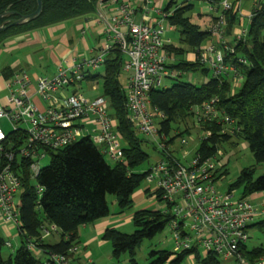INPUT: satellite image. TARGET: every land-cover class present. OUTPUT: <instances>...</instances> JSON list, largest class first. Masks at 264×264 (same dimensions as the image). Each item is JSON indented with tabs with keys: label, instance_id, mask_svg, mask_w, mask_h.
Here are the masks:
<instances>
[{
	"label": "built area",
	"instance_id": "2783aa9c",
	"mask_svg": "<svg viewBox=\"0 0 264 264\" xmlns=\"http://www.w3.org/2000/svg\"><path fill=\"white\" fill-rule=\"evenodd\" d=\"M231 7L228 0L210 6V11L218 12L217 21L209 28L217 41L200 45L188 61H198L213 77L230 76L232 85L237 86L242 77L224 60L226 51L231 53L233 48L223 39L221 10ZM169 14L157 0H98L90 20L99 28L98 45L85 47L79 58L65 55L51 76L17 71L8 78L6 94L0 99V121L11 127L4 131L0 126L1 223L18 232L24 179L32 185L37 203L43 187L36 178L49 152L88 138L103 156L114 163L123 161V141L109 114L108 100L104 96L87 98L77 89L86 75L105 66L109 51L117 48L123 55L121 69L129 72L122 85L127 119L138 134L152 138L159 149V157L147 169L144 180L154 185L152 190L146 188L151 198L164 206L155 210L171 215L167 225L173 233V251L201 248L216 255L220 264H264V253L250 262L241 251L248 240V226L264 216V208L259 206L264 201L254 203L251 195L234 198L232 192L215 188V174L222 168L217 158L222 155L220 149L208 157L195 150L188 161L178 159L169 150L168 135L159 125L164 114L150 107L149 92L178 74L167 66L169 56L164 49L170 44L164 30ZM81 33L85 34L84 28ZM245 34L240 21L233 30L234 41ZM237 61L245 63L242 58ZM190 118L196 128L215 122L221 127L219 133H233L232 121L217 108L216 98L192 106ZM202 133L198 141L209 137L211 130L205 128ZM186 142L179 140L181 146ZM186 155L184 152L182 158ZM58 233L55 224L43 223L39 238ZM4 244L12 247L10 240ZM26 249L35 256L41 252L32 241ZM77 251V245L69 249ZM47 257L48 264H68L62 254Z\"/></svg>",
	"mask_w": 264,
	"mask_h": 264
},
{
	"label": "trees",
	"instance_id": "16d2710c",
	"mask_svg": "<svg viewBox=\"0 0 264 264\" xmlns=\"http://www.w3.org/2000/svg\"><path fill=\"white\" fill-rule=\"evenodd\" d=\"M98 0H41L38 16L24 23L10 25L0 31V45L8 37L34 29L56 25L72 18L92 16ZM197 1L218 6L222 0H168L164 11L170 12L166 23L177 33V43L164 47L166 53L175 56L167 66L177 71L176 81L169 87H160L149 92L150 107L161 111L164 118L159 122L161 131L168 135L175 124L178 132L169 137L172 142L177 136L189 133L183 124L191 116L192 106L210 98L217 99V108L229 116L232 134L219 133V125L212 123L202 126L211 130V135L199 141L196 152L202 157L216 153L219 147L231 138L247 144L256 163L264 162V0H255L250 9L249 22L243 39L235 42L233 30L239 25L238 6L232 4L228 10H221L224 19L223 36L233 50L226 51L225 62L234 66L242 80L232 85L231 77H213L209 70L198 61H188L185 54L196 53L200 45L211 40L210 26L217 16H210L208 25L195 23L190 19ZM238 2V1H237ZM231 3V2H230ZM36 8V0H0V25H7L20 16L30 14ZM242 58L245 63H240ZM123 55L117 48L109 51L103 72L90 73L86 80L101 78L102 96L108 100L109 114L114 119L117 133L123 141V161L109 165L95 144L82 138L63 148L48 153L49 160L36 178L43 191L36 203L37 195L27 178L24 179L20 194V221L18 228L19 245L12 254L3 257L1 248L4 238L0 235V264H41L39 259L26 249L28 241L36 243L41 253L62 254L68 259L73 254L69 249L77 245L78 229L81 225L91 224L110 213L106 196H116L118 212L132 204L131 195L142 183L147 170L136 171V167L148 159L143 149V138L127 119L125 98L119 76L122 71ZM199 70L208 75L200 84L181 80L182 73ZM4 77H10L13 70L2 69ZM182 124V129L178 124ZM236 142V141H234ZM220 169L215 178L226 174ZM240 188V196L248 197L264 191V174L253 177V167L243 168L239 175L228 185L227 191ZM147 191V189H145ZM134 230L123 233L115 227L106 228L100 238L111 244L114 260L127 253L131 264H136L135 249L145 238H152L168 224L171 215L159 210L141 209L132 213ZM53 223L58 229V240L46 243L40 239V226ZM264 231V216L251 223ZM242 255L250 262L264 253V247L248 249L241 246ZM148 264H181L192 257L198 264H220L218 257L210 252L200 254L196 249L180 252L158 250L149 253ZM48 260V257H47ZM94 264V263H90Z\"/></svg>",
	"mask_w": 264,
	"mask_h": 264
},
{
	"label": "rangeland",
	"instance_id": "374dc122",
	"mask_svg": "<svg viewBox=\"0 0 264 264\" xmlns=\"http://www.w3.org/2000/svg\"><path fill=\"white\" fill-rule=\"evenodd\" d=\"M167 2L168 0H163L162 2L163 7H165ZM252 2L253 0H239L237 15L241 21V25L243 28L247 27L249 19H248V15L241 14V10L250 11ZM210 6L212 5H210L207 2H201V1L195 2L193 11L190 13V19L195 23L200 22L199 24H201L202 17L210 18V16L213 15V13H218L216 11L207 12L206 9ZM69 21L70 23L74 22V18L67 20L66 22L68 23ZM201 25L203 26L205 24L202 23ZM168 28L169 26L165 22L164 23L165 34L170 36L173 44L178 45L176 31L174 29L169 30ZM56 38L57 37L55 36L54 39ZM54 39H52V42ZM214 39H217V38L214 37ZM223 39L225 38L223 37ZM62 47L57 50V53L62 52L63 50ZM49 54H50V50L46 51V50L40 49L39 51L35 52L31 50L30 48L21 49L20 51L13 53V54H8L0 50V70L3 67L9 66L10 61H13L14 59L17 58L20 61V67L27 70L28 72L35 71L40 75L49 76V71L51 70L53 66L52 61L49 58ZM55 56H57L56 53H55ZM171 56L173 57V55ZM171 56L166 59L167 64L171 63V60H170ZM98 72L99 74H101L103 72V68L100 69ZM128 74L129 72L127 71H123V70L121 71L120 76H119V81L122 85L125 84L126 77ZM179 78L181 80H185L190 83L200 84L201 82H204L207 80L208 75L205 76L199 70H197L193 72L182 73ZM175 81H176L175 78H166L163 80L162 86L169 87ZM77 89L87 98L102 96L101 78L98 77L97 80H93V81L84 80L80 83L79 88ZM155 122H158V120L156 119ZM185 122L186 123H184L183 125L186 126L190 132L183 133L182 135L177 136L171 143L170 142L168 143L169 150L172 151V153L175 154L176 157L183 162L188 161L193 156L199 144L197 137L203 134L202 132H200L199 128H196L193 125L191 118H187ZM178 125H179L178 127L182 129V124L180 123ZM0 126L2 127L4 131H8L11 128L10 125L6 123L5 121H0ZM175 128H176V125L173 124L172 129L170 130L167 136L168 138L173 136L176 132H178L177 129ZM138 137L143 138L146 141L143 143V149L146 153H148L147 161L139 165L135 169L138 172H142L144 170H147L150 167V165L153 164L155 160L159 157V154H158L159 149L157 148V145L152 138L146 137L142 134H138ZM180 138L186 139L187 142L185 145L183 146L180 145L179 143ZM219 149L222 155L218 156L217 158L222 165L221 169L226 170V174L219 176L214 182V186L219 192H226L228 190V185L233 180H235V178L239 175L240 171L243 168L253 167V177H257L259 175L264 174V162H260V163L255 162L250 150L247 147L246 142L231 138L225 143H223L219 147ZM184 152H186L187 155L184 158H182V155L184 154ZM48 160H49V157L47 156L41 161V164L42 165L47 164ZM104 160L106 161L107 164L114 165V162L110 160L107 156H104ZM145 187H149V189L152 190L154 185L149 184L145 180H143L142 183L135 190V191L137 190L144 191V194L141 197V199L137 202L132 203L129 207H126L121 212H118V209H117V213L115 215L116 217H118L117 221L120 223V225L118 226L119 231L123 233H131L134 230L131 219L128 222L124 221V217H127V216L131 217L133 212L137 210H141V209L155 210V209L164 208L162 203H159L157 200L151 198V195H150L151 191L150 192L149 190L145 191L144 190ZM227 192H232L234 198L240 196V188H237L232 191H227ZM263 198H264V191L257 192V195L255 196V198L254 196L251 195L252 202L254 203L260 204L259 202H262L261 200ZM106 199H107V202L110 208L112 207L117 208V200H116L115 195L108 194L106 196ZM259 206L264 208V203ZM260 218H257L255 221L259 220ZM0 235L4 238V240H10L12 244V247H7L5 244L2 246L1 253H2V256L5 258L9 254H12L14 250L16 249V247L19 245V235L15 229H10L9 235L6 236L5 232L3 231L1 227H0ZM55 239L56 237L54 235L47 238V240L49 241H53ZM106 243H107L106 247L109 248V251H110L109 253H111V244L109 242H106ZM245 245L247 246L248 249L257 247V246L264 247V231L258 229L257 226L249 227L248 228V240L245 243ZM94 250L96 251L97 249H94ZM158 250L173 251V233L169 225H166L161 232H158L152 238H145L144 240L141 241V243L135 249L134 258H135L136 264H148V262L151 259V257L149 256V253L151 251H158ZM80 251L83 255L82 248L80 249ZM198 251L201 255L204 254L203 249L200 248L198 249ZM95 253L101 256L105 255V253L102 250L96 251ZM36 257L39 259L41 264H47L46 256L36 255ZM111 259L112 260L110 262L112 264H131V262L129 261V256L126 252L122 253L118 257V260H114L113 258ZM101 264H108V263L106 260H103ZM181 264H198V263H196L192 257H188Z\"/></svg>",
	"mask_w": 264,
	"mask_h": 264
},
{
	"label": "crops",
	"instance_id": "0c3cea01",
	"mask_svg": "<svg viewBox=\"0 0 264 264\" xmlns=\"http://www.w3.org/2000/svg\"><path fill=\"white\" fill-rule=\"evenodd\" d=\"M159 1L162 5L163 0H157V2ZM228 1L231 2V4L233 5H235V1L236 4H239V0H228ZM254 2L255 0H253L252 5ZM209 8L210 7L206 9L207 12H212V10L210 11ZM249 13L250 11L241 10V14L248 15ZM213 14L215 16L218 15V13H213ZM137 17L138 15L136 16V18ZM209 19L210 18L202 17L201 20L202 23L208 25ZM90 20H91L90 15L81 16L74 18V22L71 23L70 21L68 23L64 21L56 25H50V26L34 29L28 32H22L20 34L12 35L6 38L1 43L0 50L8 54L16 53L24 48H30L35 52L39 51L40 49L46 51L50 50L49 58L52 61V65H53L51 70L49 71V76H51L55 73L57 65L61 62L62 57H64L65 55L79 58V56H81V54L83 53L85 47L98 45L99 28L97 25H94L92 22H90ZM83 28L85 29L84 35H82L81 33V30ZM168 29L173 30V28L170 26ZM55 36L57 37L56 39H54ZM165 37L169 39L170 44H173L170 36L165 34ZM214 37L215 36H211V39L213 40L210 41L214 42L216 40L214 39ZM52 39H54L53 42ZM61 47L63 49L62 52L57 53V50L60 49ZM55 53L57 54V56H55ZM170 56L171 55H169V57ZM192 57H193L192 52H188L185 54L186 60H190ZM175 59H177L175 56L173 57L171 56L170 60L171 62H173ZM6 67L13 70V73L17 71H26L29 75L46 76V75H40L35 71L28 72L27 70L23 69L22 67H20V61L17 58L14 59L13 61H10V65ZM6 67H3L2 69ZM2 69L0 70V99H2L3 96L6 94L5 83L9 78L3 76V74L1 73ZM146 188L147 187H145L144 190ZM143 194L144 191L141 190L134 191L131 195L132 203L139 201L143 196ZM256 195L257 193L253 194L252 196H254L255 198ZM261 201L263 202L264 198ZM117 209L118 208L112 207L110 208V213L106 217H103L95 221L94 223L81 225L79 227L78 238H77L78 251L75 254H73L72 257L70 258L71 264H90V263L101 264L103 260H106L108 264L109 263L112 264L110 262L112 260L111 253H109L110 252L109 248L106 247L107 241L102 240L100 238V235L108 227H115L117 229L119 228L118 226L120 225V223L117 221L118 217H116L115 215L117 213ZM130 218H131L130 216L124 217V221L128 222L130 221ZM0 227L3 229L6 236L9 235L10 229H14L11 228L9 225H5L1 222H0ZM54 236L56 237V239L53 241L47 240V238L50 236L44 238L43 241L46 243L56 242L58 240V236L57 235ZM81 248L83 249V255L80 251ZM94 249H97L96 251L102 250L105 253V255L101 256L96 254L95 253L96 251ZM38 255L45 256L41 252ZM46 261H47V257H46Z\"/></svg>",
	"mask_w": 264,
	"mask_h": 264
},
{
	"label": "water",
	"instance_id": "95a60500",
	"mask_svg": "<svg viewBox=\"0 0 264 264\" xmlns=\"http://www.w3.org/2000/svg\"><path fill=\"white\" fill-rule=\"evenodd\" d=\"M40 10H41V0H36V8L33 12H31L30 14H27V15L20 16L18 19L11 21L7 25H0V31L4 30L6 27H8L10 25H16V24L24 23L26 21H29V20L35 18L40 13ZM3 15H5V13L0 14V18Z\"/></svg>",
	"mask_w": 264,
	"mask_h": 264
}]
</instances>
